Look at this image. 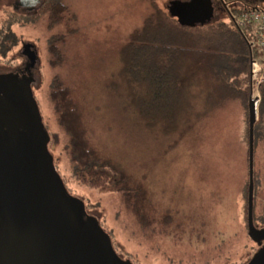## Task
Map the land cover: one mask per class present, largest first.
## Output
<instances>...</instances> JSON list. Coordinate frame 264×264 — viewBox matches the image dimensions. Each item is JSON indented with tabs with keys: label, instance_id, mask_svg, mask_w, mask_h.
Wrapping results in <instances>:
<instances>
[{
	"label": "rangeland",
	"instance_id": "obj_1",
	"mask_svg": "<svg viewBox=\"0 0 264 264\" xmlns=\"http://www.w3.org/2000/svg\"><path fill=\"white\" fill-rule=\"evenodd\" d=\"M150 1L165 10L163 0H65L71 21L68 18L56 29H47L43 17L37 29L41 31L43 76L36 97L50 136L48 151L54 168L69 195L82 202L84 212L106 233L121 260L129 259L132 264L246 263L258 244L247 235L245 225L248 145L240 103H228L197 133L192 132L177 148L162 153L168 138L155 139L141 122L123 111L116 98V92L124 91L122 84L115 91L108 86L118 68L116 49L141 23L151 8ZM55 32L64 34V39H57L58 49L52 54L55 59L50 62L46 47ZM55 78L85 96L91 137L134 172H147L156 203L178 210L185 225L177 236L142 228L109 186L89 187L72 176L67 137L57 123L49 97ZM52 136H56V142ZM253 165L254 212L258 225H264L260 220L262 212L264 215L263 133L256 137Z\"/></svg>",
	"mask_w": 264,
	"mask_h": 264
},
{
	"label": "trees",
	"instance_id": "obj_2",
	"mask_svg": "<svg viewBox=\"0 0 264 264\" xmlns=\"http://www.w3.org/2000/svg\"><path fill=\"white\" fill-rule=\"evenodd\" d=\"M150 4L141 23L116 49L118 68L108 86L115 91L118 84L123 85V93L116 92L123 111L141 122L155 139L168 138L162 149L164 153L177 148L192 132L197 133L212 114L237 101L243 109L248 145V101L256 95L255 152L256 137L264 135V81L255 89L251 68L260 52L253 43L251 28L238 22L213 21L188 26L154 1ZM75 21L73 14L74 25ZM49 97L57 123L67 137L72 176L89 187L109 186L121 196L124 206L142 228L177 236L185 225L184 220L178 210L156 203L147 183V172H134L91 137L85 96L55 78L50 84ZM52 139L57 141L56 136ZM247 155L248 148L246 163ZM246 168L248 176V165ZM247 183L248 178L243 192L245 219ZM254 193L255 185L252 219L259 226ZM260 220L264 223L263 212Z\"/></svg>",
	"mask_w": 264,
	"mask_h": 264
},
{
	"label": "water",
	"instance_id": "obj_3",
	"mask_svg": "<svg viewBox=\"0 0 264 264\" xmlns=\"http://www.w3.org/2000/svg\"><path fill=\"white\" fill-rule=\"evenodd\" d=\"M170 15L184 25L212 17L209 0L175 1ZM255 98L248 101L247 234L264 241L253 224V131ZM49 134L28 82L17 86L0 75V264H132L121 260L110 240L69 195L53 167ZM246 264H264V243Z\"/></svg>",
	"mask_w": 264,
	"mask_h": 264
},
{
	"label": "flooded vegetation",
	"instance_id": "obj_4",
	"mask_svg": "<svg viewBox=\"0 0 264 264\" xmlns=\"http://www.w3.org/2000/svg\"><path fill=\"white\" fill-rule=\"evenodd\" d=\"M175 1L189 0H163V7L168 13ZM209 2L212 17L208 22H238L242 25L238 19L240 16L252 11L264 13V0H209ZM66 14L68 16L65 17ZM44 16L47 19V29H56L57 25L68 22V18L71 21L72 18L65 0H0V75L10 77L19 87L28 82L39 113L36 92L41 86L43 76V51L41 31L38 30ZM28 27L36 31H29ZM57 39L63 41L64 34L55 32L48 38L46 53L50 62L55 59L52 54L58 49ZM256 227L261 228L264 225ZM263 243L264 241L259 243L258 248Z\"/></svg>",
	"mask_w": 264,
	"mask_h": 264
},
{
	"label": "built area",
	"instance_id": "obj_5",
	"mask_svg": "<svg viewBox=\"0 0 264 264\" xmlns=\"http://www.w3.org/2000/svg\"><path fill=\"white\" fill-rule=\"evenodd\" d=\"M239 22L248 25L253 34V43L260 52L259 57L252 62L251 75L254 79L255 89L264 81V13L252 11L239 18ZM257 97L256 95L252 98ZM258 97L255 100V105Z\"/></svg>",
	"mask_w": 264,
	"mask_h": 264
}]
</instances>
